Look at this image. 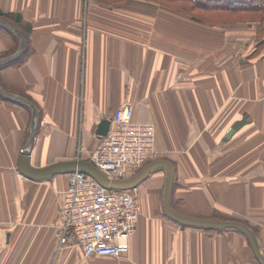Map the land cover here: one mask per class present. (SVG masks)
<instances>
[{"label": "crops", "instance_id": "obj_1", "mask_svg": "<svg viewBox=\"0 0 264 264\" xmlns=\"http://www.w3.org/2000/svg\"><path fill=\"white\" fill-rule=\"evenodd\" d=\"M191 2L0 0L21 18L0 17V59L24 37L0 86L36 108L32 124L29 104L0 94V264H261L240 230L171 220L163 168L135 187L127 252L85 256L70 232L60 243L68 174L36 180L17 167L22 149L33 167L89 160L99 122L130 102L132 119L154 127V158L175 167L172 207L247 224L264 254V49L253 53L254 23Z\"/></svg>", "mask_w": 264, "mask_h": 264}, {"label": "built area", "instance_id": "obj_2", "mask_svg": "<svg viewBox=\"0 0 264 264\" xmlns=\"http://www.w3.org/2000/svg\"><path fill=\"white\" fill-rule=\"evenodd\" d=\"M133 104L127 102L111 116L89 160L109 178H125L154 159V127L132 119ZM136 188H107L80 171L68 173L58 209L62 221L60 243L70 232L85 256L120 257L128 250L140 214Z\"/></svg>", "mask_w": 264, "mask_h": 264}, {"label": "water", "instance_id": "obj_3", "mask_svg": "<svg viewBox=\"0 0 264 264\" xmlns=\"http://www.w3.org/2000/svg\"><path fill=\"white\" fill-rule=\"evenodd\" d=\"M1 22L5 21L0 18ZM18 32V31H17ZM19 46L17 51L9 56L0 59V63L6 62L13 59L16 54L20 51L24 44V37L20 32ZM0 94L6 98L16 99L26 104L32 108V124L34 123V117L36 115V108L30 101L26 100L24 97L13 94L4 90L0 86ZM246 121V116H243L240 120L234 122L231 128L228 130L226 136H229L235 129L239 128ZM111 118H103L97 125L96 133L99 136H103L107 133L110 126ZM32 137V128L31 135ZM17 167L20 173L32 179H46L52 177L54 174L58 173H70L73 171H80L86 175L94 178L101 185L119 190H128L135 188L138 184L144 181L148 175L158 168H163L165 170V180L162 194V207L164 213L173 221L184 225L200 226L213 229H225L234 228L240 230L247 237L256 257L259 259L261 264H264V254L262 253L258 241L254 235L253 230L245 223L232 219H213L206 217L190 216L184 215L176 211L171 205V191L174 182L175 167L173 163L166 158H154L143 164L135 173L125 178H109L103 174L90 160L73 158L69 160H60L53 162L44 167H33L29 163V153L27 150L22 149L17 159Z\"/></svg>", "mask_w": 264, "mask_h": 264}, {"label": "trees", "instance_id": "obj_4", "mask_svg": "<svg viewBox=\"0 0 264 264\" xmlns=\"http://www.w3.org/2000/svg\"><path fill=\"white\" fill-rule=\"evenodd\" d=\"M183 1V0H182ZM191 2V6L199 7L202 9H216L226 13L225 18L229 20L246 21L248 23H254L255 25V50L257 51L264 49V0H188ZM0 17L4 20L19 22L20 16L11 12H3L0 9ZM4 27L3 25H1ZM8 30V29H7ZM15 38V44L17 45L19 37L16 33L8 30ZM26 31V30H25ZM27 32V31H26ZM216 219L221 218L215 216ZM206 228V227H205ZM212 229V228H209ZM222 230V229H216Z\"/></svg>", "mask_w": 264, "mask_h": 264}, {"label": "rangeland", "instance_id": "obj_5", "mask_svg": "<svg viewBox=\"0 0 264 264\" xmlns=\"http://www.w3.org/2000/svg\"><path fill=\"white\" fill-rule=\"evenodd\" d=\"M12 51H13V49H12ZM135 173V172H134ZM137 188V187H136ZM161 193H162V191H161ZM162 195V194H161Z\"/></svg>", "mask_w": 264, "mask_h": 264}]
</instances>
